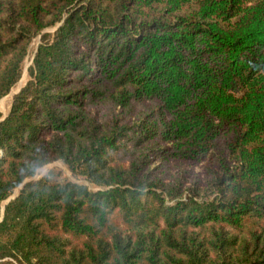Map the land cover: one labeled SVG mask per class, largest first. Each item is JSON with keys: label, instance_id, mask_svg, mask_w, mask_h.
Wrapping results in <instances>:
<instances>
[{"label": "trees", "instance_id": "16d2710c", "mask_svg": "<svg viewBox=\"0 0 264 264\" xmlns=\"http://www.w3.org/2000/svg\"><path fill=\"white\" fill-rule=\"evenodd\" d=\"M37 35L0 121V261L264 264V0H0V98ZM54 161L75 180L32 179Z\"/></svg>", "mask_w": 264, "mask_h": 264}, {"label": "rangeland", "instance_id": "374dc122", "mask_svg": "<svg viewBox=\"0 0 264 264\" xmlns=\"http://www.w3.org/2000/svg\"><path fill=\"white\" fill-rule=\"evenodd\" d=\"M54 28L55 27H48L43 32H52L54 30ZM39 41H40L39 35L35 36L32 39L30 47H29V54L25 59L24 70H23V74H22L20 80L12 87V89L10 90V92L8 94H6L2 98H0V114H1V117L3 115H7L8 111L10 109V105H11V101H12V97H13L14 93L18 89H20L25 84V82L27 81V78H28L27 68L31 63V59H32L34 50H35L37 44L39 43ZM49 169L59 170L62 177L69 178L71 180H75V177L69 172L66 165L63 164L61 161H54L52 163L44 165L43 167H41L38 170L37 174L34 177H32V179L38 178L39 176H41L43 173H45ZM201 169L202 168L200 165L188 166L186 164H180V165H177L176 168H170L168 173H169V176H174V175H177V173H179L182 170H186V171L188 170V171H190V174L192 176L193 173L201 172ZM82 181H84V180H82ZM86 184H88V183L86 182ZM16 192L17 191H15V193ZM0 264H6V263L0 261Z\"/></svg>", "mask_w": 264, "mask_h": 264}, {"label": "water", "instance_id": "95a60500", "mask_svg": "<svg viewBox=\"0 0 264 264\" xmlns=\"http://www.w3.org/2000/svg\"><path fill=\"white\" fill-rule=\"evenodd\" d=\"M19 90H20V89H18L15 93H17ZM15 93H14V94H15ZM5 116H6V115H3V116L0 118V121L3 120V119L5 118ZM12 197H13V196H12ZM12 197H11V198H12ZM8 201H9V199H8L6 202H8Z\"/></svg>", "mask_w": 264, "mask_h": 264}]
</instances>
